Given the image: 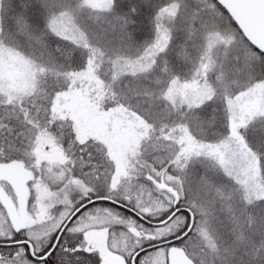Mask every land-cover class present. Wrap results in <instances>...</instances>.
Returning <instances> with one entry per match:
<instances>
[{"label":"snow or ice","instance_id":"snow-or-ice-1","mask_svg":"<svg viewBox=\"0 0 264 264\" xmlns=\"http://www.w3.org/2000/svg\"><path fill=\"white\" fill-rule=\"evenodd\" d=\"M0 264H264V0H0Z\"/></svg>","mask_w":264,"mask_h":264}]
</instances>
